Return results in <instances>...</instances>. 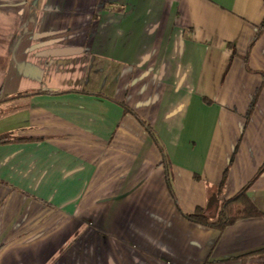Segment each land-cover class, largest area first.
<instances>
[{
    "label": "crops",
    "instance_id": "obj_1",
    "mask_svg": "<svg viewBox=\"0 0 264 264\" xmlns=\"http://www.w3.org/2000/svg\"><path fill=\"white\" fill-rule=\"evenodd\" d=\"M263 80L264 0H0V264H264L184 216L263 164Z\"/></svg>",
    "mask_w": 264,
    "mask_h": 264
},
{
    "label": "trees",
    "instance_id": "obj_2",
    "mask_svg": "<svg viewBox=\"0 0 264 264\" xmlns=\"http://www.w3.org/2000/svg\"><path fill=\"white\" fill-rule=\"evenodd\" d=\"M264 86V80L262 82ZM257 97V92L253 95L250 104L248 106V110L246 116H248L254 106L255 99ZM147 131L152 135L151 129L147 128ZM24 141V139H9L6 136H0V144L11 143V142H20ZM264 171V162L258 168L256 173L252 176V178L234 195L223 200L216 213L213 216H208L204 213L202 208H196L192 213L185 214V218L193 223L211 227L221 232L226 227L232 225L234 222L241 219H249V218H263L264 213L260 212L258 208L253 204V202L249 199L247 195V190L250 185L263 173ZM223 174V179L225 177ZM220 184V186H221Z\"/></svg>",
    "mask_w": 264,
    "mask_h": 264
}]
</instances>
